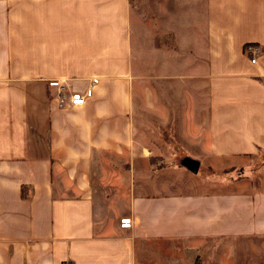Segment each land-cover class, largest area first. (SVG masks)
<instances>
[{"label": "crops", "instance_id": "1", "mask_svg": "<svg viewBox=\"0 0 264 264\" xmlns=\"http://www.w3.org/2000/svg\"><path fill=\"white\" fill-rule=\"evenodd\" d=\"M233 258L264 264V0H0V264Z\"/></svg>", "mask_w": 264, "mask_h": 264}, {"label": "rangeland", "instance_id": "2", "mask_svg": "<svg viewBox=\"0 0 264 264\" xmlns=\"http://www.w3.org/2000/svg\"><path fill=\"white\" fill-rule=\"evenodd\" d=\"M156 141H157V145L159 146L158 139ZM178 150H180V149H176L174 147L173 153H169L168 155H164V153H162V152H161L162 155L156 154L157 155L156 159L160 158L162 160L163 157H167V158H170L171 164L178 165L180 159L183 156H186L183 152H181V151L179 152ZM161 164H163V163H161ZM228 165H229L228 163L225 164V166L223 167L224 169L219 168V167H215L216 169H212V170L209 169V172L206 173L209 175H206V176L218 181L221 178L229 177L230 173L233 170H235V168L241 167L240 163H238V164H235V168H232V170H231L228 168ZM202 166H207V165L204 163ZM225 170H227V171H225ZM115 172H116L115 170H105L102 172L103 176L101 174L104 181L102 183H100V181L98 179L100 185H102L101 188H103V186H105L102 190L100 189L101 191L99 194H102L103 196L106 194L107 196L111 197L110 201L105 202V200H104V202H103L102 213L105 216H106V212L107 213H109V212L113 213L114 211L118 212L123 207V200L121 197L123 195L122 194L123 191L125 190V186L122 185V183H121L122 181H121L120 176L115 175ZM227 172H229V173L227 174ZM235 173H236V171L234 172V174ZM101 176H98V178ZM202 176H203V174H202ZM196 177L199 178L200 175H196ZM106 187H108L109 189H107ZM237 262L239 263L238 260H234V258H233V261H232V259H230L228 261V264H238ZM225 264H227V263H225Z\"/></svg>", "mask_w": 264, "mask_h": 264}, {"label": "built area", "instance_id": "3", "mask_svg": "<svg viewBox=\"0 0 264 264\" xmlns=\"http://www.w3.org/2000/svg\"><path fill=\"white\" fill-rule=\"evenodd\" d=\"M245 52L249 56V61L254 63L257 56L260 53V48L257 45H247L245 46ZM97 83V78H91L88 86L82 92H70L66 94L65 85L56 80L52 79L47 82L48 86L55 89L54 98L56 100L57 106L61 108L70 107V106H80L83 105L85 99L91 95V87ZM132 225V220L129 216H124L119 218L118 226L123 229H128Z\"/></svg>", "mask_w": 264, "mask_h": 264}, {"label": "water", "instance_id": "4", "mask_svg": "<svg viewBox=\"0 0 264 264\" xmlns=\"http://www.w3.org/2000/svg\"><path fill=\"white\" fill-rule=\"evenodd\" d=\"M179 165L192 173H196L199 166V161L189 156H183L179 161Z\"/></svg>", "mask_w": 264, "mask_h": 264}]
</instances>
